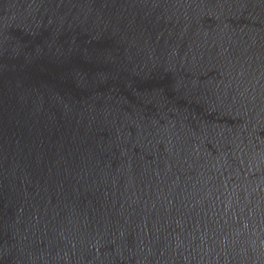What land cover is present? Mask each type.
<instances>
[{
	"label": "water",
	"instance_id": "obj_1",
	"mask_svg": "<svg viewBox=\"0 0 264 264\" xmlns=\"http://www.w3.org/2000/svg\"><path fill=\"white\" fill-rule=\"evenodd\" d=\"M0 264H264V0H0Z\"/></svg>",
	"mask_w": 264,
	"mask_h": 264
}]
</instances>
